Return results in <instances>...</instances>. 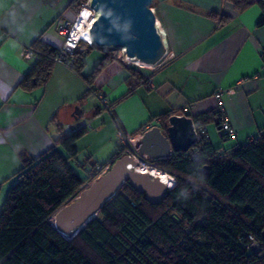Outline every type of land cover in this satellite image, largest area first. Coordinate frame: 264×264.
<instances>
[{"label":"crops","instance_id":"0c3cea01","mask_svg":"<svg viewBox=\"0 0 264 264\" xmlns=\"http://www.w3.org/2000/svg\"><path fill=\"white\" fill-rule=\"evenodd\" d=\"M72 1L0 0V208L22 167L19 154L35 158L46 152L55 128L86 127L75 146L77 156L87 151L91 166L118 150V131L134 135L136 146L152 127L165 134L173 114L193 119L214 111L227 118L236 130L232 139L219 136L217 119L206 123L207 138L223 149L245 145L264 132V24L258 25L257 0L239 12L225 0H153L167 54L149 72L136 73L116 60L99 73L93 86L105 94L110 112L94 93L86 94L83 78L65 63L55 62L44 84L18 87L36 59L24 58L22 49L36 40L57 49L62 38L56 26L73 19ZM87 49L84 75L102 58L95 46ZM146 77L152 87L142 82ZM90 98L96 103L90 105ZM154 141L165 143L159 133ZM98 151L107 159L93 160Z\"/></svg>","mask_w":264,"mask_h":264},{"label":"trees","instance_id":"16d2710c","mask_svg":"<svg viewBox=\"0 0 264 264\" xmlns=\"http://www.w3.org/2000/svg\"><path fill=\"white\" fill-rule=\"evenodd\" d=\"M225 1L239 12L255 0ZM257 2L262 8L258 25H262L264 0ZM70 7L75 16L80 0ZM31 47L36 59L18 84L23 90L44 84L55 63L56 48L41 40ZM87 51H74L69 66L83 78L86 94L91 95L99 73L119 60L106 54L84 75ZM149 80L142 82L149 87ZM216 114L209 111L192 120L198 128L220 121ZM86 131L85 126L69 132L58 129L46 152L35 158L19 154L22 167L0 208V264H264V255L249 248L247 237L252 235L264 248V132L229 149L214 147L199 135L191 147L200 152L199 157L173 152L157 162L159 169L176 178L160 203L150 204L124 182L93 218L68 237L54 228L55 212L94 179L91 169L108 168L124 155L118 147L106 162L92 165L80 177L70 161L76 160L75 143Z\"/></svg>","mask_w":264,"mask_h":264},{"label":"water","instance_id":"95a60500","mask_svg":"<svg viewBox=\"0 0 264 264\" xmlns=\"http://www.w3.org/2000/svg\"><path fill=\"white\" fill-rule=\"evenodd\" d=\"M153 0H90L96 17L89 27V36L96 47L125 49V54L138 62L155 66L166 55V44L157 29L151 10ZM133 59V58H132ZM192 118L173 114L168 117L166 133L152 127L137 141L136 147L152 158H167L171 152H185L198 140ZM159 133L165 143L154 141ZM135 162L123 155L103 173L85 185L68 203L53 215L54 228L63 236H74L93 218L102 205L127 182L143 194L150 204H158L165 197L168 186L158 176L142 173ZM206 168L203 167L202 170Z\"/></svg>","mask_w":264,"mask_h":264},{"label":"built area","instance_id":"2783aa9c","mask_svg":"<svg viewBox=\"0 0 264 264\" xmlns=\"http://www.w3.org/2000/svg\"><path fill=\"white\" fill-rule=\"evenodd\" d=\"M89 2H90V0H81L80 1V7H79L78 11L76 12L73 19L61 20L60 22L57 23L56 30H57L58 34L61 36L62 41H61V45L57 48V51L55 54V62L65 63L69 66V64H70L69 60L72 58L74 51L77 50L80 43L84 42V43H87L89 46H93V44H91L85 40V35L87 34L86 29H84L82 25L77 24L80 17L83 20V22H85V25H86V23L93 21L94 18L96 17V16H94L96 12L92 8H90ZM151 10L155 15L153 7H151ZM156 26H157V29L162 33V36H163V32L158 27L157 20H156ZM88 30H89V28H88ZM166 54H167V52H166ZM21 55L24 58H30V57L35 55V52L31 46H27V47H24L22 49ZM115 57L121 63L129 64L130 62H133L132 61L133 59L129 58L125 54V52H121L120 55H117ZM148 85H149V87L153 86L152 80L148 81ZM94 95L98 99L102 108H104L105 110L110 112L111 111L110 104H109L105 94L103 93V91L101 89H95ZM218 125H219V129H218L219 136H224V137H227L230 139L235 138L236 130L234 129V127L231 125V123L229 122V120L227 118H221ZM195 130H196V133L198 136L202 135L207 140H209L207 138V125L206 124H203V125L199 126L198 128H195ZM117 139L119 141V147H120V149H122L123 154L127 155L128 157H130L135 162V164H136L135 168L137 170L143 169L147 172L149 171L148 174H150V172H154V171L165 172V171L158 168L157 162L159 160H161L160 158H152V157L146 155L145 153H143L142 150L138 149L134 145V139H135L134 135H127L124 132L118 131ZM191 147L187 151L184 152L185 157L186 158L199 157L200 152L198 150L191 149ZM218 154H220V152ZM106 169L107 168L102 169L100 165H96L95 168H93L89 171V174L94 175V179H95L101 173H103ZM142 173H144V172H142ZM167 174H169V173H167ZM169 175H171V174H169ZM172 179H173V185H174L176 182V178L174 176H172ZM168 188H171V187H168ZM207 197L209 198L210 196H207ZM132 204L135 205L134 202H132ZM247 237L249 239V244H248L249 248L256 253H259V255H264V248H262L261 244L257 243L254 240V238L252 237V235L247 234Z\"/></svg>","mask_w":264,"mask_h":264},{"label":"rangeland","instance_id":"374dc122","mask_svg":"<svg viewBox=\"0 0 264 264\" xmlns=\"http://www.w3.org/2000/svg\"><path fill=\"white\" fill-rule=\"evenodd\" d=\"M81 1V0H80ZM75 13V12H74ZM72 18H74V14L72 16ZM94 46V45H93ZM89 47V45L87 43H80L79 47L77 48V50H79L80 52H85L86 49ZM97 50H99L101 53H102V57L106 54H109L111 56H117V55H120L121 52H119V50H115L113 48H110V47H96ZM117 59V58H116ZM119 62V61H118ZM125 64V63H123ZM128 65L130 66H133L135 68H137L138 70H140L141 72H149V68H151L152 65H148V64H144V63H141V62H137L136 60L133 62H130ZM153 68V67H152ZM151 68V69H152ZM88 103L90 105H93L96 103V101L92 98H90L88 100ZM100 105V104H99ZM65 131V130H64ZM53 132L54 133H57V129H53ZM222 143V140L220 138H218V142L216 143V145H220ZM99 149V148H98ZM103 150V149H102ZM101 151V150H100ZM96 153V154H92L93 156V160H96V159H99L98 161H104L106 160L107 158H103L102 156L103 155H100L99 152ZM92 152V150H91ZM105 152V149L103 150V152L101 153H104ZM94 153V152H92ZM87 151L86 150H82L80 153H78V156L76 158V160H71L70 161V164L72 165V167L75 169V171L79 174L80 177H85L86 173L91 169V164L90 162H88L87 160ZM104 159V160H102ZM78 160V161H77ZM92 161V160H91ZM13 183L10 182L9 185H11ZM51 222L54 223V217L51 218ZM72 237V236H71Z\"/></svg>","mask_w":264,"mask_h":264},{"label":"bare ground","instance_id":"6f19581e","mask_svg":"<svg viewBox=\"0 0 264 264\" xmlns=\"http://www.w3.org/2000/svg\"><path fill=\"white\" fill-rule=\"evenodd\" d=\"M97 15V12L95 13V15L94 16H96ZM91 23H92V21L91 22H88V23H86V25H85V22H83V20L81 19V17L79 18V20H78V25L80 24V25H82L83 26V28L84 29H86V31H87V34L85 35V40L87 41V42H89V43H92L93 44V41H92V39L90 38V36H89V30H88V28L90 27V25H91ZM119 51L121 52H126L125 51V49L124 48H120L119 49ZM133 58V63H134V61H135V59H134V57H132ZM138 62V61H137ZM153 66H151V68H152ZM150 68V69H151ZM141 172H144V173H149V171L147 172V171H145V170H143V169H139ZM150 174L151 175H154V176H158L159 178H160V180L163 182V183H165L168 187H172L173 186V179H172V177L169 175V174H167L166 172H157V171H154V172H150ZM54 224V223H53Z\"/></svg>","mask_w":264,"mask_h":264},{"label":"clouds","instance_id":"9594fccd","mask_svg":"<svg viewBox=\"0 0 264 264\" xmlns=\"http://www.w3.org/2000/svg\"><path fill=\"white\" fill-rule=\"evenodd\" d=\"M152 7V6H151ZM219 122V121H218Z\"/></svg>","mask_w":264,"mask_h":264}]
</instances>
